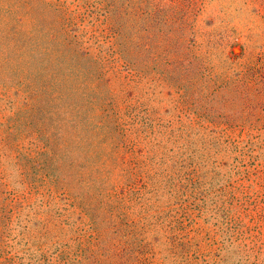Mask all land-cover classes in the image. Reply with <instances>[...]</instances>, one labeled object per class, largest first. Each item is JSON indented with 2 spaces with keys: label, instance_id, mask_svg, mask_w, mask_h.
I'll list each match as a JSON object with an SVG mask.
<instances>
[{
  "label": "rangeland",
  "instance_id": "1",
  "mask_svg": "<svg viewBox=\"0 0 264 264\" xmlns=\"http://www.w3.org/2000/svg\"><path fill=\"white\" fill-rule=\"evenodd\" d=\"M0 264H264V0H0Z\"/></svg>",
  "mask_w": 264,
  "mask_h": 264
}]
</instances>
